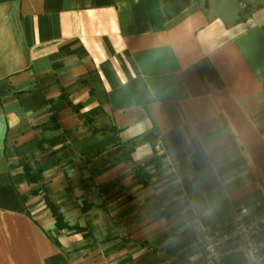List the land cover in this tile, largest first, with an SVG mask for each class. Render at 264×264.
<instances>
[{"label": "crops", "instance_id": "crops-1", "mask_svg": "<svg viewBox=\"0 0 264 264\" xmlns=\"http://www.w3.org/2000/svg\"><path fill=\"white\" fill-rule=\"evenodd\" d=\"M239 208L264 210V0H0V264H245L199 241Z\"/></svg>", "mask_w": 264, "mask_h": 264}, {"label": "built area", "instance_id": "built-area-1", "mask_svg": "<svg viewBox=\"0 0 264 264\" xmlns=\"http://www.w3.org/2000/svg\"><path fill=\"white\" fill-rule=\"evenodd\" d=\"M227 221L225 233L218 236L202 234L200 237L207 258L217 263L223 258L237 256L245 264H264V250L260 246L264 210L239 208Z\"/></svg>", "mask_w": 264, "mask_h": 264}, {"label": "trees", "instance_id": "trees-1", "mask_svg": "<svg viewBox=\"0 0 264 264\" xmlns=\"http://www.w3.org/2000/svg\"><path fill=\"white\" fill-rule=\"evenodd\" d=\"M29 180H31V179H29ZM33 181H34V179H33ZM45 202H46L48 208L50 209L51 214L55 218V223H56L55 227H57V229H62L64 227L63 220H62V217L60 216V214H57V209L53 205H51L49 202H47V201H45Z\"/></svg>", "mask_w": 264, "mask_h": 264}, {"label": "clouds", "instance_id": "clouds-1", "mask_svg": "<svg viewBox=\"0 0 264 264\" xmlns=\"http://www.w3.org/2000/svg\"><path fill=\"white\" fill-rule=\"evenodd\" d=\"M17 123H19V119L17 118V121H16Z\"/></svg>", "mask_w": 264, "mask_h": 264}]
</instances>
